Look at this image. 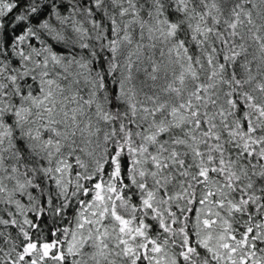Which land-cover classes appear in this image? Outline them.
I'll list each match as a JSON object with an SVG mask.
<instances>
[{"label":"snow or ice","instance_id":"1","mask_svg":"<svg viewBox=\"0 0 264 264\" xmlns=\"http://www.w3.org/2000/svg\"><path fill=\"white\" fill-rule=\"evenodd\" d=\"M0 264H264V0H0Z\"/></svg>","mask_w":264,"mask_h":264}]
</instances>
